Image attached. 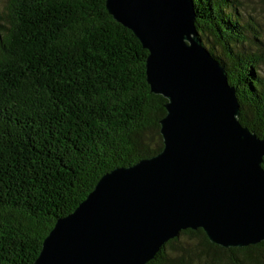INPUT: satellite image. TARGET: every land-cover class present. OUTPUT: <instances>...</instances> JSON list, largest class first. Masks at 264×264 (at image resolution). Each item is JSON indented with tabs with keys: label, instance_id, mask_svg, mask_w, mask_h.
Wrapping results in <instances>:
<instances>
[{
	"label": "trees",
	"instance_id": "1",
	"mask_svg": "<svg viewBox=\"0 0 264 264\" xmlns=\"http://www.w3.org/2000/svg\"><path fill=\"white\" fill-rule=\"evenodd\" d=\"M237 3L192 0L194 23L235 90L238 121L262 140L264 41ZM147 55L105 0L0 9V264H32L104 173L162 149L166 99L147 84ZM181 236L197 242L176 245ZM147 264H264V241L224 248L185 229Z\"/></svg>",
	"mask_w": 264,
	"mask_h": 264
},
{
	"label": "water",
	"instance_id": "2",
	"mask_svg": "<svg viewBox=\"0 0 264 264\" xmlns=\"http://www.w3.org/2000/svg\"><path fill=\"white\" fill-rule=\"evenodd\" d=\"M148 51L163 147L104 173L55 221L32 264H147L181 230L224 248L264 241V139L238 121L226 72L202 45L192 0H105Z\"/></svg>",
	"mask_w": 264,
	"mask_h": 264
},
{
	"label": "rangeland",
	"instance_id": "3",
	"mask_svg": "<svg viewBox=\"0 0 264 264\" xmlns=\"http://www.w3.org/2000/svg\"><path fill=\"white\" fill-rule=\"evenodd\" d=\"M6 1L7 0H0V9L4 7ZM236 8L243 20L249 22L252 20L256 21V29L261 33V38L264 41V0H238ZM217 52H219L218 49ZM262 71H264V65L262 66ZM191 242L195 244L197 241L195 238L191 241L181 236L179 243H176V245H186Z\"/></svg>",
	"mask_w": 264,
	"mask_h": 264
}]
</instances>
